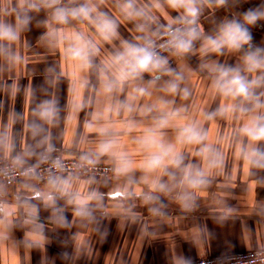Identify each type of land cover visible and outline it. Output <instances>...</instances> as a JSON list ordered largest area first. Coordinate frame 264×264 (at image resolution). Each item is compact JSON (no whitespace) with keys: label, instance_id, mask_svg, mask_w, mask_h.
I'll return each mask as SVG.
<instances>
[{"label":"crops","instance_id":"1","mask_svg":"<svg viewBox=\"0 0 264 264\" xmlns=\"http://www.w3.org/2000/svg\"><path fill=\"white\" fill-rule=\"evenodd\" d=\"M81 5L94 9L89 19L56 20L57 9ZM193 5L203 24L192 49L175 53V66L168 65L182 76L173 94L162 90L172 77L152 83L151 72L104 89L116 80L112 58L125 42L142 45L181 20L183 7L168 0H0V24L16 34L0 39V156L36 164L51 146V152L115 166L110 179L62 175L66 190L33 179L1 186L0 264H177L264 250V160L250 154L264 153V139L250 141L240 132L264 116V68L249 71L244 59L264 57V18L244 24L246 12L264 11V0ZM103 20L114 25L107 39L97 27ZM233 20L248 29V43L239 51L208 50L207 38ZM75 34L95 45L87 66L66 52ZM214 65L256 81L253 99L218 92ZM45 101L56 102L52 122L38 116ZM161 119L167 124L157 127ZM37 124L44 131L34 136ZM189 124L205 136L201 143L178 139ZM148 136L172 149L154 169L147 161L158 149L141 143ZM107 140L115 145L101 155L98 146ZM206 145L211 153L201 151ZM121 155L130 165L126 171H117ZM173 156L181 159L178 166L168 163ZM197 171L205 173V183L192 187L185 177Z\"/></svg>","mask_w":264,"mask_h":264},{"label":"clouds","instance_id":"2","mask_svg":"<svg viewBox=\"0 0 264 264\" xmlns=\"http://www.w3.org/2000/svg\"><path fill=\"white\" fill-rule=\"evenodd\" d=\"M168 2L173 8L183 7L185 9V16L181 17V22L189 27L184 29L176 28L175 30L168 31L169 40L167 41V46L174 49L177 54L187 53L192 49L193 41L198 39L196 28L191 27V25L195 23L198 10L194 7L193 0H168ZM128 7H131V5H128ZM93 11L94 9L87 5H81L80 7L71 9L59 8L55 13V18L59 23L66 24L69 19H89L90 13ZM137 15H140V13H137ZM187 17H191V19ZM262 18H264V11L250 10L244 14V24L254 25L257 20ZM244 24L235 20L224 24L216 37L207 38V49L213 52H220L222 48L227 47L230 50L239 51L251 39L250 33ZM97 27L101 34L104 35L105 39L108 38L109 34L114 33V25L110 21L103 20ZM15 38L16 34L11 26L0 24V39L13 40ZM161 47H164V45H161ZM95 51V45L80 34H75L71 37V42L66 49L67 54L72 59L82 62L85 66L88 65L90 56ZM244 59L245 63L249 66V71L264 68V57L258 56L255 53H249ZM112 64L116 69V80L106 83L104 89L106 92H112L113 89L118 86L119 82L130 78L135 79L144 72H151L154 74L152 83L160 80L162 76L172 77V79L164 82L162 90L173 94L177 93L179 90L182 76L168 66L166 58L158 55L155 51L154 42L150 39L145 40L143 45L125 42L123 51L117 52L112 58ZM211 70L216 73L213 80V87L223 96L232 98L242 97L244 100L253 99L251 88L256 81L250 83L245 77L240 75L238 69L225 67L223 65H214ZM156 73H159V75H155ZM145 92L146 90L144 88L139 89L140 95H144ZM183 94L185 97L187 96L188 93L186 89L183 90ZM255 106L259 108L261 105L257 102ZM219 111L223 113L225 109H220ZM240 111L245 112L247 109L241 108ZM57 112L58 109L55 101H45L39 108L38 116L41 120L52 122ZM213 115H215V113L209 114L207 118L211 119ZM166 124L167 120L161 119L158 121L157 127H164ZM43 131L41 125L37 124L33 126L34 136L41 135ZM240 132L246 135L250 141L264 139V116L254 117L249 125L240 129ZM178 139L181 142L199 144L205 139V136L196 125L189 124L181 130ZM141 143L147 146H155L158 149L147 161V167L149 169L161 166L165 162V157L172 154L171 147L165 148L163 145L157 144L152 136L146 137ZM114 145V140L104 141L98 146V153L101 155L108 153ZM47 151H52L51 146L48 147ZM201 151L204 153H211L213 150L211 146L206 145ZM250 154L253 157H258L259 160H264V153L258 150L253 149ZM42 159H47V156H42ZM81 159L88 164L95 163L88 155L82 156ZM120 163L121 167L118 168L117 171H126L130 166L123 155L120 157ZM168 163L178 166L181 163V159L173 156ZM55 167L57 169H62L60 161L57 160L55 162ZM204 176V172L197 171L194 175L186 176L185 179L188 180V183L192 187H197L205 183ZM48 183L53 188H61L62 190H66L69 186V181L61 176H49ZM48 199H51V197H48Z\"/></svg>","mask_w":264,"mask_h":264},{"label":"built area","instance_id":"3","mask_svg":"<svg viewBox=\"0 0 264 264\" xmlns=\"http://www.w3.org/2000/svg\"><path fill=\"white\" fill-rule=\"evenodd\" d=\"M187 18L191 19V17ZM203 19V16L198 13L195 18V23L191 27L196 28V30L201 29ZM187 27L189 26L179 20L145 40H152L158 55L166 58L169 66H175L176 52L167 46V41L169 40L167 33L176 28L184 29ZM145 40L141 42L142 45ZM161 45H164V47H161ZM45 155L47 159H42V156ZM81 157L67 155L62 152L45 151L41 154L38 163L23 165L15 159L0 156V188L3 185L14 186L27 179L45 181L48 180L49 176L77 175L98 179H110L115 175V166L112 163L94 160L95 163L88 164ZM57 160L60 161L62 169L55 167ZM3 205L4 199L0 197V207ZM177 264H264V250L255 249L221 256H203Z\"/></svg>","mask_w":264,"mask_h":264}]
</instances>
